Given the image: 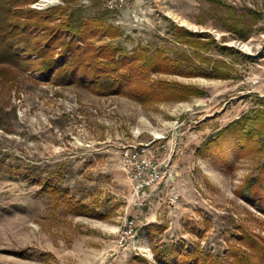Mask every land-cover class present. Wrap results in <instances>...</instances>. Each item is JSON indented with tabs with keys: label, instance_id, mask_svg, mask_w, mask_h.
<instances>
[{
	"label": "rangeland",
	"instance_id": "374dc122",
	"mask_svg": "<svg viewBox=\"0 0 264 264\" xmlns=\"http://www.w3.org/2000/svg\"><path fill=\"white\" fill-rule=\"evenodd\" d=\"M68 4L110 10L96 49L122 45L130 60L161 49L149 80L162 93L143 102L31 70L0 86V264H163L171 244L231 264L246 233L264 247V0L31 6ZM239 118L254 129L241 150L216 145ZM49 175L65 194L41 186Z\"/></svg>",
	"mask_w": 264,
	"mask_h": 264
},
{
	"label": "trees",
	"instance_id": "16d2710c",
	"mask_svg": "<svg viewBox=\"0 0 264 264\" xmlns=\"http://www.w3.org/2000/svg\"><path fill=\"white\" fill-rule=\"evenodd\" d=\"M36 1L0 0V86L12 89L18 74L31 70L43 72L46 80L58 85L77 84L100 93L131 95L143 102L158 99L162 90L158 84L150 82L149 72L157 70L160 61H166L161 49L151 57L150 49L143 47L132 60L122 45L104 42L96 49L95 42L100 39V29L110 12L108 8L94 14L85 13L82 6H69L71 4L38 10L31 6ZM103 31L111 38L118 35L113 26H106ZM118 52L122 55L116 59ZM1 122L0 117V126ZM253 132L254 129L239 118L217 135L215 144L232 139L239 151ZM220 154L222 163H226V151ZM215 162L221 163V160L215 159ZM2 166L0 158V169ZM56 182L55 177L49 175L42 178L41 186L55 196H62L64 189ZM77 207L81 212L88 209L83 203ZM244 239L249 240L246 243L249 250L232 246L231 264H264V247H254L252 235L246 233ZM156 255L163 264H222L212 254L188 251L177 244L166 245Z\"/></svg>",
	"mask_w": 264,
	"mask_h": 264
},
{
	"label": "built area",
	"instance_id": "2783aa9c",
	"mask_svg": "<svg viewBox=\"0 0 264 264\" xmlns=\"http://www.w3.org/2000/svg\"><path fill=\"white\" fill-rule=\"evenodd\" d=\"M144 149H136V150H129L128 152H126V157H129L131 159H136V160H139L140 161V155H141V152L143 151ZM134 223V219H130L128 221V224L129 226H131L132 224Z\"/></svg>",
	"mask_w": 264,
	"mask_h": 264
}]
</instances>
